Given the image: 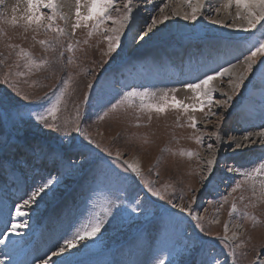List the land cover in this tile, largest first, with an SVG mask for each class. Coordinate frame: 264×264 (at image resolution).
Here are the masks:
<instances>
[{"label": "rangeland", "instance_id": "obj_1", "mask_svg": "<svg viewBox=\"0 0 264 264\" xmlns=\"http://www.w3.org/2000/svg\"><path fill=\"white\" fill-rule=\"evenodd\" d=\"M66 1L0 0V175L4 174L0 177V216L4 220L9 214L37 218L32 237L40 227L56 232L74 223L71 233L63 231L62 250L53 248L43 256H53L55 264H112L113 257L122 254L121 248L126 254L123 264H208L212 255L217 264H264V156L224 159L226 152L227 156L243 147L228 143L239 137L230 134L237 130V121L244 120L240 111H264V0L256 11H250V0H192L193 4L165 0L153 15L146 9L139 14L145 2L136 3V14L149 22L141 25L135 39L123 49L122 26L134 15L133 0H69L65 12L60 2ZM212 1H221L217 14L199 11L205 2V8H210ZM223 5H228L225 13L230 16L221 24ZM178 12L187 15L185 33L179 40L194 50V37L228 34L234 25L250 18L244 28L229 34L239 38L228 40L229 45L242 51L235 62L227 60L231 67L223 74L230 77L217 84L220 74L213 77L214 69L206 77L210 87L198 82V87L186 85L171 96L158 90L151 94L143 86L133 87V93L114 89L115 79L108 69L133 60L131 50L152 34L168 33L167 22H178L174 16ZM177 28L175 24L172 34L180 31ZM174 39L178 42L176 36ZM246 61L250 63L246 75L232 76V66ZM116 73L112 76L119 75ZM233 78L242 84L232 86ZM209 88L224 97L218 95L204 107ZM197 91L201 96L186 98ZM188 102L198 108L190 109ZM231 111L233 117L238 116L236 121L221 123ZM19 138L32 139L31 146L23 148L24 141L17 143ZM37 142L42 144L37 147ZM18 146L22 154H16L20 159L14 162L10 157ZM65 148L63 161L71 165L69 171L66 167L55 171L51 157L41 171L44 177L38 174L39 167L29 168L40 162L34 150L47 153ZM22 157H27L24 162ZM11 163L21 167L11 170ZM74 167L78 175L69 173ZM227 172L232 176L223 174ZM67 174L73 183L68 182ZM86 175H91L88 182L83 179ZM7 178L16 185L11 187L12 194ZM62 178H67L64 186ZM33 188L48 193L42 199L47 204L28 203L32 208L28 211L22 207L26 202L17 199L22 193L34 198ZM5 205L9 208L4 209ZM55 205L59 207L50 210ZM18 206L27 209L26 213ZM45 210L43 222H39ZM26 230L24 235L30 233ZM147 239L153 249L141 247ZM28 250L26 244L23 253ZM31 260L28 255L26 261Z\"/></svg>", "mask_w": 264, "mask_h": 264}, {"label": "bare ground", "instance_id": "obj_2", "mask_svg": "<svg viewBox=\"0 0 264 264\" xmlns=\"http://www.w3.org/2000/svg\"><path fill=\"white\" fill-rule=\"evenodd\" d=\"M69 0H67L66 2H60V5L62 7H64L65 5V12H67L68 10V4H66ZM134 1V7L132 8V10L134 11V15H132L131 17V20L128 22L125 21V24L122 26V34L120 36V49H123L124 46H126L127 44H130V40L133 41L135 39V34L138 33V31H140V28H142L145 22V24H148L149 20L148 19H143L140 15L136 14V11L138 10L136 8V3L138 4L140 2H145V4H143V7L142 9L139 8L138 12L139 14H142L141 13V10H147L148 12L150 11L151 14L153 15L154 13H156L157 8L161 5V4H164L165 0H155L153 1L152 4H148L147 1H150V0H133ZM132 1V2H133ZM178 1V0H176ZM248 1V0H247ZM189 2H192V4L194 3L192 0H188V3ZM221 2V1H219ZM218 1H212L211 2V6L210 8L206 9L205 8V3L203 2H200L199 4H202L203 3V7H202V10L199 9V11H201V13H206L207 15H215L217 13H215L217 10V6L220 5ZM147 3V4H146ZM238 3V2H237ZM250 3H251V6H252V10L250 11H256L258 10L257 7H259L261 3L260 0H250L249 1V6H250ZM169 5V4H168ZM167 5V6H168ZM195 5V4H194ZM238 5V4H237ZM247 5V6H248ZM166 6V7H167ZM170 6V5H169ZM190 6V5H189ZM222 5L219 6V8L221 7ZM224 6V5H223ZM199 7V6H198ZM168 8V7H167ZM201 8V7H200ZM218 8V9H219ZM221 9V8H220ZM224 9V10H223ZM223 13L221 11V14H219L220 18H219V21L220 23L222 24L223 22L225 23L227 20H228V16H230L228 13L226 14L225 11L227 12V10H229V7L228 5H225L223 7ZM240 10V9H239ZM249 10V9H248ZM198 11V12H199ZM235 11V10H234ZM238 12V11H237ZM237 12H234L233 14V17L236 16ZM219 13V12H218ZM241 13V12H239ZM248 13V12H247ZM146 14V13H145ZM144 14V15H145ZM232 14V13H230ZM242 14V13H241ZM150 15V14H149ZM194 15V14H193ZM203 15V14H202ZM177 19L178 22H176L175 24L177 25V28L178 30H180L179 32H177L176 34H172L174 32L173 30V27L175 26V24L173 25L171 22H167L168 24V33H165L166 31H161L159 34H152L151 37H148V41L145 42L144 44H142L141 46L137 47L136 49H133L131 50L132 51V56H133V60L131 58H129L130 60H132L133 63H136L135 66H137V68L139 69H142V68H148L147 70L150 69L149 72V75H144L141 78V76L138 78L140 79L141 81V86H134L135 87H144L142 89L148 91H155L158 90L159 92H167V93H170V88L174 87L176 88L175 86L179 85L178 87H181L182 85L181 84H172L171 81H172V77H174L172 75V72L169 70V63H178L179 62V59H175V56H173L176 52L175 50L179 51V50H185V49H188V51H194V53L192 54L191 56V52L189 54V58L187 59L188 63L189 64H192L194 60H196V55L198 54L197 51L199 49V47H201V50L202 49H208L210 48L211 50H213L214 52L218 51V45L216 42H213L207 46H204V44L202 43L201 45L197 46V51L195 52L193 46H189V48H187L188 46H184L182 45V41L179 40V38H181L182 34L185 33V29H186V26H185V23L187 21V15L186 14H178L177 15H174ZM196 17V16H195ZM148 20V21H147ZM229 20H235L233 18L229 19ZM244 20V19H243ZM246 20V18H245ZM250 20V18H249ZM248 20V21H249ZM164 21V20H163ZM248 21H245L243 22L240 26H235L232 27L230 29V33H237V31L240 30V28H244L249 22ZM212 22V21H211ZM218 22V21H217ZM248 22V23H247ZM213 26H216L217 23L216 21L214 22L213 20ZM256 28V27H254ZM229 30V29H228ZM187 31V30H186ZM170 32V33H169ZM227 32V31H226ZM229 32V31H228ZM230 33H221V34H205L202 36V38L206 39V38H213V39H216V40H219V41H228V40H231V39H239V38H233L231 37L232 35L229 36ZM171 34V35H170ZM238 35V34H237ZM176 36V38H178V42H176L177 40H173V37ZM197 39V38H196ZM196 39L192 40L193 42H196ZM145 41V40H144ZM192 43V42H191ZM126 44V45H125ZM140 44V43H139ZM100 49L103 48L104 44L100 45ZM105 48V47H104ZM129 48V47H128ZM150 48V52H143V51H146ZM107 49V48H106ZM209 49V57H204L202 59V62L203 63H206L208 60H212L213 59V51H210ZM171 51V50H174V52L170 53L169 54H166L165 51ZM123 51V50H122ZM186 51V50H185ZM115 54V53H114ZM139 55V54H143V56H134V55ZM145 54V55H144ZM171 54V55H170ZM241 57V54H237L236 55V58L235 60L232 59L233 61H236L238 60L239 58ZM183 59V57L181 58ZM158 62H156V61ZM233 61H231L230 63H232ZM150 62V63H149ZM249 62L250 59H249ZM249 62H244V63H241L240 65H233L232 66V76H236L238 78V74L239 73H242L243 72V75H246V72L248 71V68H249ZM149 63V65H148ZM228 64H229V61H228ZM139 69V70H140ZM213 72V71H212ZM211 71H201L199 72L198 76L200 79V81L198 79H193L191 81H188L187 83H185L184 85H191L192 88L193 87H198L197 83L200 82L202 83L203 87L205 85H207L206 87H210L211 85L208 84V81L206 80V77H208L211 73ZM147 72L145 71V74ZM214 73V72H213ZM185 76L186 73L180 71L178 72L177 76L180 77V75ZM212 75V74H211ZM210 75V76H211ZM118 75H116V77L112 76V79H115L117 78ZM197 76V77H198ZM229 76V75H228ZM226 75H224L223 73H220V76H216L218 77L219 79H217V84L219 83L218 81H221V80H224L226 79V77H228ZM230 77V76H229ZM202 80V81H201ZM233 82H231V85L234 86L236 84V86L239 87V85H241L242 83V80L238 81L236 80V78H233L232 79ZM160 83V86L157 87V85ZM234 83V84H233ZM165 85V86H163ZM175 85V86H173ZM181 85V86H180ZM217 86V85H216ZM165 87V88H164ZM188 87V86H187ZM121 88H124V86H121ZM120 89V88H119ZM207 89V88H206ZM232 90V89H231ZM231 90L229 91L231 93ZM218 91V90H217ZM215 89H210L208 90L207 93H209V99H207V101L205 102L204 104V107L207 106L209 103L213 102L212 100L218 98V95L224 97L223 94H220L219 92H217ZM166 93V94H167ZM178 93V92H177ZM175 93V94H177ZM162 95V94H161ZM159 95V96H161ZM164 95V94H163ZM233 95V94H231ZM185 96V95H184ZM201 96V92L197 91V92H194V93H191V94H186V98H197ZM182 97V96H180ZM233 97V96H232ZM185 98V97H184ZM193 102H188V105H191L189 108L190 109H194V108H198L194 105H192ZM223 107V106H222ZM225 107V106H224ZM195 111V110H194ZM225 118L224 120L221 122V123H224V121H236V118L238 116H235L233 117V113L232 111L229 113V115H226L224 114ZM234 119V120H232ZM193 123V122H192ZM220 124V123H219ZM236 126V125H235ZM206 128V127H205ZM232 128V127H231ZM234 129V128H233ZM255 129H258L259 131H255ZM232 132V131H231ZM229 131V133H231ZM226 135V134H225ZM233 135L237 138H234V139H231L228 143H234V144H239L243 147H240L238 150H234V151H231V153H229V155L226 156V154H228L227 152L225 153V157L224 159L225 160H229L232 161L234 156H242V155H247L248 154H261V156H264V117H259L257 120H248V118H244L243 122H238L237 121V130L236 131H233L230 136L231 138L233 137ZM227 136V135H226ZM212 137V136H211ZM213 141H215L214 139H216V136H213ZM200 140V139H199ZM24 141L23 143V148H28V145L31 146L32 144V139L30 138H27V139H21L19 138L18 139V142L19 144H21V142ZM13 143V142H11ZM9 144H6L3 146V148H7ZM34 146V144H33ZM22 147V145H21ZM20 147V148H21ZM46 150V149H45ZM68 150V148H65L64 150H59V151H53V152H50L48 151L47 153H45L44 149L43 151H41L40 153H38V149L37 150H34V156L35 158L36 157H40L41 158H37L36 160H40V162H38L37 164H34V165H30V162L29 160L27 161L26 164L30 165L29 168H31L32 170L33 169H36V167H39L41 170L38 172L39 175H41V173L43 172V167L45 165V162L46 160H48L50 157L51 158H54V162L52 163L53 167H55V171L58 170V169H63L66 167L67 171H69V166L65 163V161H63L64 159V156H66V151ZM26 151V150H25ZM72 152V151H71ZM75 152V151H74ZM22 153V152H21ZM45 153V154H44ZM26 154V153H24ZM30 154V152H29ZM32 154V153H31ZM67 154H69V151L67 152ZM32 158V157H31ZM263 158V157H262ZM259 159V157H258ZM50 160V159H49ZM257 161V160H256ZM260 161V160H259ZM21 164V163H20ZM58 165V166H57ZM67 165V166H66ZM229 165V164H228ZM21 165H17V163H11L9 168L11 170H14L16 168H20ZM52 167V168H53ZM57 167V168H56ZM4 168V167H3ZM48 168H50V165H48ZM71 168V167H70ZM42 171V172H41ZM52 174V172H50ZM229 172L227 173H223L224 175H229V176H232V174H228ZM3 176L4 177V174L0 175V177ZM2 177V178H3ZM34 178V176H33ZM7 185L8 187H10L9 191L10 193H14V191L11 189V187H16V185H14L12 183V180L9 178H7ZM18 188V186H17ZM32 189V188H31ZM39 190H37L36 188L31 191L32 194L35 195L34 198H29L28 196H26L25 193H22L19 198L17 199V197L15 196V198L17 199V201H25L26 204L22 207H31L30 204L28 203H39L41 201V204L40 205H44V207L46 206L47 203H44L45 201H43L42 199L45 198L46 196H48V193L47 192H38ZM19 193V192H18ZM8 195H9V192H8ZM17 195V193H16ZM31 195V194H30ZM11 198V197H10ZM12 199V198H11ZM1 203V202H0ZM15 203V202H14ZM23 203V202H22ZM18 204V203H16ZM35 205V204H34ZM33 205V206H34ZM7 205H5L3 208L4 209H7ZM20 207V208H19ZM21 206H18V208L21 210H23V212H25L24 210H27L25 208H22ZM38 207V206H37ZM9 208V207H8ZM14 209V208H13ZM16 209V208H15ZM32 208H28V211L31 210ZM7 211V210H6ZM13 210H10L11 213ZM17 211V210H16ZM19 211V212H20ZM46 212H43L39 217V222H43V220L41 219L42 217H44L43 214L47 213V210H45ZM65 211V210H64ZM42 212V211H41ZM26 213V212H25ZM58 213H61V214H64L62 213V210H58ZM6 215V213H5ZM20 215V214H19ZM59 215V214H58ZM7 219L4 220L1 216H0V264H37V263H40V264H55L53 263V257L52 259L50 258H43L44 254L46 252H49L50 250H52L53 248H59L62 241H65L66 238H63L64 235H65V232L63 231H66L68 233H71V227L73 226L74 223L70 222L68 223L69 226L68 227H63L61 231L59 228L56 232L52 231V229L50 230L51 231V236L54 237L55 239V242L46 250H43L41 251L40 249H38L36 247L37 250L34 249L35 246H37L39 240L41 239V237L39 238V240H37V229L35 231V233L33 234V237H32V233L33 231L37 228L38 224H36L37 222V218H33V216H27L26 215H23V216H19V217H13L11 214L7 215ZM20 221H29L27 224L28 226L31 225V228L29 229L30 230V233H28L27 235H24L23 232L24 231H27L24 226H18L17 223H19ZM55 223V222H53ZM33 224V225H32ZM59 225V224H57ZM66 226H67V223H66ZM59 227V226H58ZM43 229V228H42ZM72 230H73V227H72ZM61 231V232H60ZM71 231V232H70ZM61 234V236H60ZM45 240V239H43ZM28 244L29 246V250L25 253L24 250H25V245ZM75 247V246H74ZM59 250H62V248H59ZM65 251V250H64ZM14 254V256H12ZM9 255V258L7 257ZM31 256L32 257V260L30 262H27L26 261V257L27 256ZM10 258L12 260H10ZM9 259V260H8ZM14 260V261H13ZM133 261V260H132ZM150 261V260H149ZM148 262V261H147ZM151 262V261H150ZM149 263V262H148ZM127 264V263H126ZM146 264V263H145Z\"/></svg>", "mask_w": 264, "mask_h": 264}]
</instances>
